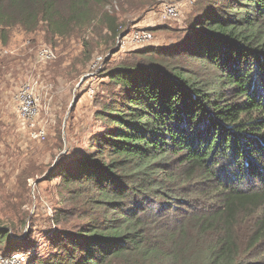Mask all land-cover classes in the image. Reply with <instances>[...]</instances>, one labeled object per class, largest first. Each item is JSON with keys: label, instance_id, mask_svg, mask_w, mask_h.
I'll return each mask as SVG.
<instances>
[{"label": "trees", "instance_id": "obj_1", "mask_svg": "<svg viewBox=\"0 0 264 264\" xmlns=\"http://www.w3.org/2000/svg\"><path fill=\"white\" fill-rule=\"evenodd\" d=\"M156 2L0 0V61L14 29L84 44L89 28L105 29L108 42L121 34L115 5ZM102 75L97 128L44 178L55 184L41 244L37 224L22 236L0 222V253L23 264H264V0H197L170 44L136 47Z\"/></svg>", "mask_w": 264, "mask_h": 264}, {"label": "rangeland", "instance_id": "obj_2", "mask_svg": "<svg viewBox=\"0 0 264 264\" xmlns=\"http://www.w3.org/2000/svg\"><path fill=\"white\" fill-rule=\"evenodd\" d=\"M196 2L157 0L153 6L131 13L120 11L115 5L114 9L120 15V32L124 34V44L120 48L118 36L106 42L105 29L101 36H96L89 28L84 35L85 44L76 37L48 39L44 28L32 33L13 30L0 61L1 224L13 220L22 236L29 224H37L40 227L34 229V234L37 242H41L40 230L50 224L51 196L55 184V181L47 182L44 178L60 155L80 146L97 128L91 104L95 94L104 91L102 86L108 81L102 75L104 70L136 48L127 37L133 30L166 27L153 31L151 43L138 48L170 44L195 10ZM166 3L177 4L179 13L176 17H163V5ZM42 47L54 54L51 60L43 62L37 58V52ZM30 79H36L41 86L39 119L47 134L43 141L29 138L21 129L13 101L18 88ZM24 174L32 175L24 177ZM24 185L27 189L22 192ZM10 204L14 206L13 210ZM22 208L28 213L25 223L20 225Z\"/></svg>", "mask_w": 264, "mask_h": 264}, {"label": "built area", "instance_id": "obj_3", "mask_svg": "<svg viewBox=\"0 0 264 264\" xmlns=\"http://www.w3.org/2000/svg\"><path fill=\"white\" fill-rule=\"evenodd\" d=\"M189 3L194 0H186ZM179 13L177 4L166 3L163 5V17H176ZM124 34H120L117 44L118 48L124 44ZM127 37L134 43L135 47L151 43L152 32L147 28L133 30ZM120 41V42H119ZM54 54L48 48L42 47L37 52V58L41 61L51 60ZM98 60L100 58H97ZM41 88L36 79H30L24 82L13 96L16 106V114L19 125L26 132L29 138L43 141L47 134L45 127L39 119V89ZM92 93H90L91 95ZM0 264H23L22 254L14 253L11 256H4L0 253Z\"/></svg>", "mask_w": 264, "mask_h": 264}]
</instances>
